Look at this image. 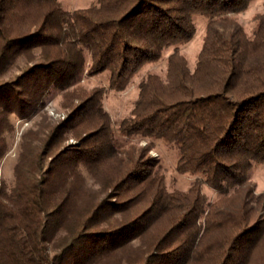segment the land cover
I'll return each mask as SVG.
<instances>
[{
    "label": "trees",
    "instance_id": "16d2710c",
    "mask_svg": "<svg viewBox=\"0 0 264 264\" xmlns=\"http://www.w3.org/2000/svg\"><path fill=\"white\" fill-rule=\"evenodd\" d=\"M250 2L96 0L68 10L61 0H0V75L24 60L0 78V161L11 115L30 117L51 90L68 110L42 114L23 136L15 186L0 179V264H264V193L250 183L264 162V12L250 38L235 22L218 26ZM196 14L210 22L195 70L171 54L166 80L148 75L120 126L179 145L178 170L201 179L169 191L149 146L116 143L105 89L77 81L107 70L110 88L125 89L194 37ZM204 183L222 199L210 202Z\"/></svg>",
    "mask_w": 264,
    "mask_h": 264
},
{
    "label": "rangeland",
    "instance_id": "374dc122",
    "mask_svg": "<svg viewBox=\"0 0 264 264\" xmlns=\"http://www.w3.org/2000/svg\"><path fill=\"white\" fill-rule=\"evenodd\" d=\"M64 7L68 10H74L81 7H87L96 0H61ZM264 12V0H251L248 8L241 12L230 13L227 15L228 20L219 21L218 26L222 25L226 31H232L233 27L229 26L235 22L242 28L241 39L244 37L250 38L256 27V16ZM210 19L204 15L196 14L194 23L196 31L194 37L185 43L169 47L163 54L160 60L147 63L129 82L123 90H115L109 86V72L107 70L90 73L88 69L84 70L78 78L77 84L86 89L95 87H103L105 89L102 98V104L108 112L111 124L114 129V139L118 145L134 144L135 146H149V155L157 159L158 164L155 172L162 175L165 180L166 187L169 191L187 190L196 179H201V176L190 172H180L177 168L180 148L175 142H166L161 138H147L140 135L128 136L120 130L122 121L129 115L134 107V104L139 96L140 83L145 80L148 75L155 74L163 81L166 80L169 71V57L177 52L182 55L187 67L192 73L197 65L198 55L202 49L207 27ZM226 22L229 25H226ZM89 60V59H88ZM89 62V61H88ZM24 63L21 58L10 63L2 72L0 78H9L13 74L19 72V66ZM64 97L59 90H51L46 97L44 106L32 114L30 117H19L11 115L12 122L15 125L13 132L8 135L9 151L0 161V179L3 180L8 190H11L16 183L14 168L19 160L22 151V141L24 134L29 129H36L38 122L41 120L42 114L59 120L67 116L68 110L64 106ZM68 143L75 144L79 141L75 137H70ZM86 181L89 186L94 189H99V184L94 182L92 175L83 169ZM250 183L254 187V193L258 196L264 193V162L254 163L250 173ZM203 192L207 195L210 202L222 199V195L208 184H203ZM229 202L231 197H228ZM224 199V198H223Z\"/></svg>",
    "mask_w": 264,
    "mask_h": 264
}]
</instances>
